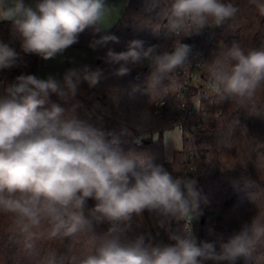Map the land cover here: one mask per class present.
<instances>
[{
    "label": "clouds",
    "instance_id": "obj_1",
    "mask_svg": "<svg viewBox=\"0 0 264 264\" xmlns=\"http://www.w3.org/2000/svg\"><path fill=\"white\" fill-rule=\"evenodd\" d=\"M264 15V0H249ZM107 0H0V21H10L20 51L0 41V71L18 66L21 53L49 60L79 42L86 30L99 34L90 47L119 43L103 18ZM153 35L171 36V48L145 46L139 39L128 50L108 58L149 68L145 87L133 84L129 95L167 98L175 74L199 57L182 40L205 28L230 27L240 8L231 0H146ZM219 103L233 104L247 116L264 118L258 93L264 90V48L245 50L239 41L200 58ZM121 66L117 78L130 74ZM100 70L84 65L65 71L62 78L19 75L0 89V216L10 222L21 264H237L257 259L264 248V195L248 194L256 214L226 240L207 241L184 229L203 214L208 197L196 178L173 175L148 150H125L121 136L77 118L56 103L45 107L51 94L75 97L86 82L97 87ZM118 89H112L117 98ZM150 103V102H149ZM170 161V157H168ZM89 200L93 205L89 206ZM162 229L168 243L150 232L138 231L144 213ZM180 222L183 225L180 226ZM176 227H173V225ZM106 225V230L97 231ZM211 233L212 230L209 229ZM159 233H157V236ZM71 240L80 244L68 256L44 241Z\"/></svg>",
    "mask_w": 264,
    "mask_h": 264
},
{
    "label": "trees",
    "instance_id": "obj_2",
    "mask_svg": "<svg viewBox=\"0 0 264 264\" xmlns=\"http://www.w3.org/2000/svg\"><path fill=\"white\" fill-rule=\"evenodd\" d=\"M231 2L241 11L230 27L205 28L199 35L182 40L183 43H190L193 53H199L200 58L210 59L214 51L224 48L225 44L230 45L233 40L239 41L245 50L264 48V15L250 5L249 0ZM145 8L146 0H128L116 24L109 30V33L119 37L118 44L109 43L106 47L93 50L89 45L99 38V34L90 29L82 33L79 42L68 49L90 50L91 62L87 66L91 70H100L104 78L95 88H89L86 82H82L75 97L62 99L51 94L45 107L56 103L68 111L76 106L73 114L77 118L106 133L126 130V134L121 136L125 150H148L157 157L156 162L173 175L196 178L198 187L209 200L206 206H202L205 218L203 223L199 218L194 226L188 227V223L183 225V222L180 226L183 225L189 232L193 230L202 240L211 241L217 235L226 240L240 230L243 222H250L256 214L248 194L258 192L264 195V118L250 117L238 111L233 104L219 103L199 57H195L186 70L175 74L166 99L152 96L149 101L147 95L139 92L130 96L133 84L146 86L150 70L147 66H133L125 61L113 62L107 56L108 50L117 53L127 51L128 42L133 39L142 40L145 46L156 44L161 49H170L175 39L163 33L153 35L148 28L160 26L150 24L147 18L153 14ZM11 28L10 21H0V41L19 52L20 42L13 39ZM21 55L23 60L18 66L0 71V89L14 82L19 75H34L41 65L40 56ZM121 66L129 67L131 71L129 75L117 78L114 73ZM114 88L119 90L117 98L113 96ZM194 100H215L220 110L206 120L202 112L193 107ZM258 100L264 105V90L258 93ZM173 128L180 130L182 145L172 153L171 160L166 161L162 135L165 130ZM153 133H157L156 139H153ZM93 203L91 200L88 202L89 206ZM258 212L264 215V207ZM144 215L153 222L151 234L157 240L168 243L165 232L155 226L147 212ZM106 227L102 225L97 231L106 230ZM43 247L57 248L70 256L79 250L80 244L71 240L44 241ZM255 255L256 260L245 261L242 258L237 264H264V248L258 249ZM0 264H21L10 222L4 216H0Z\"/></svg>",
    "mask_w": 264,
    "mask_h": 264
},
{
    "label": "rangeland",
    "instance_id": "obj_3",
    "mask_svg": "<svg viewBox=\"0 0 264 264\" xmlns=\"http://www.w3.org/2000/svg\"><path fill=\"white\" fill-rule=\"evenodd\" d=\"M25 2L32 3L33 0H25ZM127 2L128 0H107L109 9L106 11L102 21L106 29L110 30L116 24ZM91 56L92 53L88 49H67L62 54L57 55L53 59L44 60L43 58H41V65L36 70L34 75L39 78H47L48 75H55L57 78H62L63 74L68 69L89 65L91 62ZM192 105L195 109H198L202 112L203 118L206 120L210 119L211 115L217 114L220 110V105L215 100H194ZM162 136L164 158L166 159V161H169L168 157H170L171 160L172 153L181 148L182 138L180 130L178 128L165 130ZM152 137L153 139H156L157 133H153ZM152 223L153 222H151L144 215L142 227L138 230L151 233V228L153 226Z\"/></svg>",
    "mask_w": 264,
    "mask_h": 264
},
{
    "label": "built area",
    "instance_id": "obj_4",
    "mask_svg": "<svg viewBox=\"0 0 264 264\" xmlns=\"http://www.w3.org/2000/svg\"><path fill=\"white\" fill-rule=\"evenodd\" d=\"M184 43H187V44L191 45V44L188 43V42H184ZM191 46H192V45H191ZM194 58H195V57H194ZM194 58H193V59H194ZM193 59H192V60H193ZM196 223H197V221H194L192 225L194 226V225H196ZM188 225H189L188 227L192 226L191 224H188Z\"/></svg>",
    "mask_w": 264,
    "mask_h": 264
},
{
    "label": "water",
    "instance_id": "obj_5",
    "mask_svg": "<svg viewBox=\"0 0 264 264\" xmlns=\"http://www.w3.org/2000/svg\"><path fill=\"white\" fill-rule=\"evenodd\" d=\"M204 218H205V212L203 211V214H202V216L200 217L201 223H203Z\"/></svg>",
    "mask_w": 264,
    "mask_h": 264
}]
</instances>
